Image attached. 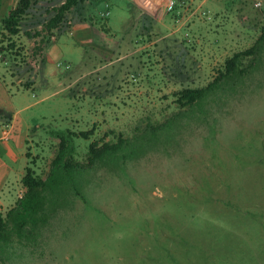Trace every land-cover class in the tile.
Listing matches in <instances>:
<instances>
[{"label":"rangeland","instance_id":"1","mask_svg":"<svg viewBox=\"0 0 264 264\" xmlns=\"http://www.w3.org/2000/svg\"><path fill=\"white\" fill-rule=\"evenodd\" d=\"M63 1L37 5L26 30H41ZM105 1L86 5L82 17L68 15L49 45L23 31L15 38L18 59L0 58L19 109L18 142L9 144L31 150L28 166L43 179L59 149L54 132L95 128L90 140H74L75 159L85 162L89 145L108 132L131 137L179 112L174 92L206 86L264 33V0H166L143 10ZM16 5L0 0V19ZM82 23L91 45L73 28ZM49 70L56 80L45 78ZM248 86L209 125L187 120L175 138L119 174L52 183L49 195L62 207L36 243L13 244L0 264H264V54ZM9 191L15 200L17 184Z\"/></svg>","mask_w":264,"mask_h":264},{"label":"trees","instance_id":"2","mask_svg":"<svg viewBox=\"0 0 264 264\" xmlns=\"http://www.w3.org/2000/svg\"><path fill=\"white\" fill-rule=\"evenodd\" d=\"M48 1L17 0V5L0 19V58L5 60L7 57H13L15 61L18 59L20 54L15 38L26 30V21L31 11L40 3ZM98 1L100 0H64L53 8L49 19L41 22V30L35 33L26 30L23 35L28 39L43 36L49 45L50 35L61 29L67 22L68 15L76 14L82 17L86 5L92 6ZM263 54L264 33L253 47L227 58L217 75L206 86L184 88L174 92L172 96L179 112L172 114L163 123H148L142 129L136 127V132L131 137H125L124 134L115 131L108 132L105 139L113 136V140L93 141L88 147L85 162H78L75 159L74 140L79 138L90 140L95 128L82 132L71 130L54 132L59 140V149L46 179L37 176L33 168L27 167L22 179V184L26 188L25 194L6 215L0 212V257L15 243L21 245L36 243L40 234L39 229L44 230L51 215L62 207L49 195V192L52 193L49 191L52 183L71 184L74 181L73 175H88L101 170L119 174L125 169L126 164L139 161L146 154L156 151L165 142L164 138H175L176 133L186 128L187 120L197 119L199 123L209 125L213 121V114L220 113L232 98L248 93V81L252 80L254 72L259 69ZM33 84L34 82H29L23 88L29 90ZM180 120L184 122L176 127L173 122Z\"/></svg>","mask_w":264,"mask_h":264},{"label":"crops","instance_id":"3","mask_svg":"<svg viewBox=\"0 0 264 264\" xmlns=\"http://www.w3.org/2000/svg\"><path fill=\"white\" fill-rule=\"evenodd\" d=\"M132 3H134L138 9L143 10L142 6L146 7H152V9H158L166 7V0H130ZM99 2H106L98 1ZM108 7V6H107ZM14 8V7H13ZM12 9L10 7L5 11L4 16L7 14V12ZM73 28H75L76 31H79L82 37L86 40V43L93 42V39H89L92 36V31L88 28V26L82 24H74ZM85 36L87 38H85ZM89 37V38H88ZM78 43L80 46L83 47L84 42L79 41ZM77 41L76 44L78 45ZM85 46V45H84ZM56 47V46H55ZM87 47V46H85ZM50 60L56 59L55 57V51L52 50L50 52ZM45 59V57H44ZM57 74H54L53 70H49L45 74L46 79L50 80H56ZM47 81V80H46ZM34 84L31 86V89L35 87V81H33ZM18 86V84H17ZM20 86V85H19ZM22 86V85H21ZM20 86V88H22ZM16 96H13L10 92V89L8 88V84L6 83L5 79L1 77L0 75V212H8L12 208H14L20 198H22L23 195H19L21 191L23 193L26 192V188L22 184V179L26 174V168L29 167V154L32 153L30 149H23V150H16L15 148H12L10 146V142L17 143L18 142V136L15 134V128H14V121L16 118L17 113L19 112V109H17V103L15 101ZM11 173H14V179L11 178ZM17 184L19 187V191L17 193V197L15 200H13L12 193L5 192V189H7L9 186ZM23 188V189H22ZM25 189V190H24Z\"/></svg>","mask_w":264,"mask_h":264},{"label":"built area","instance_id":"4","mask_svg":"<svg viewBox=\"0 0 264 264\" xmlns=\"http://www.w3.org/2000/svg\"><path fill=\"white\" fill-rule=\"evenodd\" d=\"M175 3L174 2H171L170 5H169V9H172L174 7ZM109 15V12L107 13V16Z\"/></svg>","mask_w":264,"mask_h":264}]
</instances>
